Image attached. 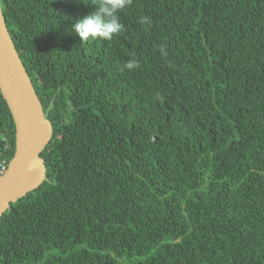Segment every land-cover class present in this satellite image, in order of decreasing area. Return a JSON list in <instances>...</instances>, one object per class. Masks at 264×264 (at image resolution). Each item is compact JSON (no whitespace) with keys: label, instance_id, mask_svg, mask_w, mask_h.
Masks as SVG:
<instances>
[{"label":"trees","instance_id":"1","mask_svg":"<svg viewBox=\"0 0 264 264\" xmlns=\"http://www.w3.org/2000/svg\"><path fill=\"white\" fill-rule=\"evenodd\" d=\"M0 6L52 104L46 180L0 218V264H264V0H133L86 43L67 30L83 0ZM14 147L0 94V158Z\"/></svg>","mask_w":264,"mask_h":264},{"label":"water","instance_id":"2","mask_svg":"<svg viewBox=\"0 0 264 264\" xmlns=\"http://www.w3.org/2000/svg\"><path fill=\"white\" fill-rule=\"evenodd\" d=\"M0 94L15 127L14 155L0 177V218L3 213L46 180L40 154L52 136L47 119L51 105L43 111L14 43L0 6Z\"/></svg>","mask_w":264,"mask_h":264},{"label":"clouds","instance_id":"3","mask_svg":"<svg viewBox=\"0 0 264 264\" xmlns=\"http://www.w3.org/2000/svg\"><path fill=\"white\" fill-rule=\"evenodd\" d=\"M132 2L133 0H97L93 4L83 0V3L92 5L93 11L77 19L67 30L69 33L75 32L82 43L89 40L111 41L124 30L119 13L130 6ZM140 22L141 24L151 23L147 16H142ZM160 51L164 55L167 54L163 47L160 48ZM138 67L139 62L135 58L129 59L123 65V68L129 71Z\"/></svg>","mask_w":264,"mask_h":264},{"label":"built area","instance_id":"4","mask_svg":"<svg viewBox=\"0 0 264 264\" xmlns=\"http://www.w3.org/2000/svg\"><path fill=\"white\" fill-rule=\"evenodd\" d=\"M8 164L5 159L0 158V177L7 171Z\"/></svg>","mask_w":264,"mask_h":264}]
</instances>
